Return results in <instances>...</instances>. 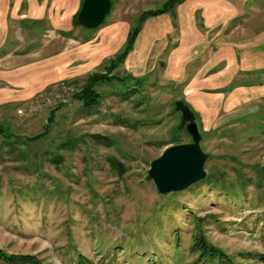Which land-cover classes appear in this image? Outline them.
Masks as SVG:
<instances>
[{"label": "rangeland", "instance_id": "rangeland-1", "mask_svg": "<svg viewBox=\"0 0 264 264\" xmlns=\"http://www.w3.org/2000/svg\"><path fill=\"white\" fill-rule=\"evenodd\" d=\"M81 1L44 0L36 26L0 21V264H195L199 239L234 264H262L264 75L247 89L236 77L233 94L188 95L206 86H187L196 69L178 68L173 46L197 48L194 36L164 14L139 23L167 0H111L90 30L75 21ZM85 87L97 103L84 105ZM176 101L193 114L207 180L160 195L149 163L190 143Z\"/></svg>", "mask_w": 264, "mask_h": 264}, {"label": "crops", "instance_id": "crops-1", "mask_svg": "<svg viewBox=\"0 0 264 264\" xmlns=\"http://www.w3.org/2000/svg\"><path fill=\"white\" fill-rule=\"evenodd\" d=\"M43 1L18 0L17 7L19 10L25 8L24 12L16 14L17 9H14L13 14L10 10L15 3H11V0H1L0 21L15 17L18 23L28 24V21L33 20L36 22L33 26H36L41 20L39 9ZM36 7L38 11L34 9ZM163 14L161 16H170L173 20H179L178 27L175 28H178L179 37L192 35L195 38L193 45L197 44V48L192 49L193 46H189L185 49L186 43L179 40L177 46H173L178 50L176 58L178 68L188 69L193 64L196 69L193 76L189 77L190 80L185 82L187 86L199 84L206 86V88L195 87V89L189 87L188 95L190 93L194 95L197 91L201 94H233L234 88L230 86L235 84L236 77L243 78L237 82V85H244L243 88L246 89L250 88L252 79L257 85L261 82L260 77L264 75V62L260 59V55L264 53V50L258 49L264 48V0H184L172 10L167 9ZM197 24L201 31L199 42L196 39L199 35ZM28 27L29 30L33 28ZM73 29L70 24L62 30L70 32ZM175 29L172 28L171 33ZM240 35H245L244 37L249 38L248 41L252 39V44L248 43L247 47L242 48L241 41L235 39ZM139 36L140 33L136 40ZM203 36L213 38L209 46L207 44L209 41L204 40ZM4 42L5 38L1 41L0 47ZM20 70L19 75L24 77V73L20 74ZM176 83L181 81L177 80Z\"/></svg>", "mask_w": 264, "mask_h": 264}, {"label": "water", "instance_id": "water-1", "mask_svg": "<svg viewBox=\"0 0 264 264\" xmlns=\"http://www.w3.org/2000/svg\"><path fill=\"white\" fill-rule=\"evenodd\" d=\"M109 9L110 0H82L76 24L86 30L96 29ZM174 112L180 115L178 129L185 130L190 143L168 147L149 163L145 180L151 181L160 195L183 191L205 177L203 165L207 155L199 147L200 136L193 114L181 101L174 102Z\"/></svg>", "mask_w": 264, "mask_h": 264}, {"label": "trees", "instance_id": "trees-1", "mask_svg": "<svg viewBox=\"0 0 264 264\" xmlns=\"http://www.w3.org/2000/svg\"><path fill=\"white\" fill-rule=\"evenodd\" d=\"M184 0H167L163 7L161 9L155 10V11H145L140 15V22H142L144 19L150 16H155L159 14H163L167 9H171L180 2ZM111 7V4H110ZM110 10V9H109ZM99 27V26H98ZM139 31V25L137 24L134 26L127 34V38L125 40V44L123 46L122 51L120 52L118 59L120 62L124 59L125 55L130 51L132 48L133 41ZM82 93L85 96H79V98L84 101V105H92L97 103L96 99V94L90 90V87H85L82 89ZM2 126H0V136L4 137L7 136L8 133L6 131H3L1 129ZM8 137V136H7ZM4 137V138H7ZM264 173V170H262ZM264 178V177H262ZM207 179L205 178L204 181L203 179L201 181L205 182ZM192 251H195V253L198 255L197 259L195 260V264H234L231 262L230 258L227 257L223 252L207 245L204 243L203 239H199L198 242H196L195 247L191 248ZM1 259H8V257L5 258L2 254H0ZM259 262L264 264V256H259L258 257ZM21 264H39L38 261L33 260V259H26L21 262Z\"/></svg>", "mask_w": 264, "mask_h": 264}]
</instances>
